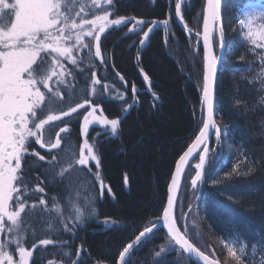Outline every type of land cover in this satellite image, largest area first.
Wrapping results in <instances>:
<instances>
[{"label": "snow or ice", "instance_id": "snow-or-ice-1", "mask_svg": "<svg viewBox=\"0 0 264 264\" xmlns=\"http://www.w3.org/2000/svg\"><path fill=\"white\" fill-rule=\"evenodd\" d=\"M182 5L190 10V0L187 5L185 0H171L170 12L190 39L194 33L196 44L203 49L202 52L200 47L193 50L194 56H200L202 67L200 107L193 110L194 117L200 115L201 127L170 174L165 202L156 217L159 223L149 222L148 226L142 227L119 252L118 264H132L135 252L153 239L165 241L152 252L154 264H180L183 254L197 257V264H229V261L232 264H264V233L256 232V239L251 242L243 236L222 241L225 250L222 260L214 250L210 249L206 254L197 247L190 239L188 225L178 223L186 220L184 205L180 203L182 197L188 189L195 195L206 183L205 164L210 158H216L215 148L210 145L223 146L222 130L215 115L217 49L221 54L227 51L222 0H204L199 14L202 32L189 27ZM115 11V0H90V4L81 0H0V264H42L40 250L50 251L49 246L70 249V242L75 241L79 231L97 219L96 202L103 199L105 192L115 198L112 188L101 176L100 156L87 137L93 125L102 127L104 135H117L122 120L119 116L109 118L104 114L105 97L121 101L122 112L128 113L139 102L140 90L133 81L130 88L132 102H129L126 98L128 81L116 72L124 90L110 95L109 85L92 71L86 82L88 86L72 100L74 73L84 71L77 58L80 57V63L87 58L92 67L96 61L107 66L101 36L109 29L118 30L124 26L129 33L142 34L138 41L140 47L150 40L149 34L154 30L164 32L166 45L167 34L172 31L168 18L157 23L134 15L114 17ZM238 25L253 48L264 49V12L245 13L238 19ZM68 63L75 67L70 70L66 67ZM138 71L155 107L160 97L152 90V81L144 69L138 67ZM65 117L70 119L65 120ZM73 119L81 121L84 139L82 147L65 165L61 133L69 131L68 125ZM56 121L61 123L54 124ZM95 134L102 133L96 131ZM194 155L198 161L193 162L194 174L185 176V169ZM247 159L245 156L241 163ZM238 169L239 165L226 175L231 177ZM252 171L254 169L248 168L242 174ZM74 176L82 178L79 187L73 185ZM124 184L128 185L127 174ZM61 187L67 197L64 206L55 195L49 194L53 188ZM252 190V187L247 189ZM228 199L233 197L229 195ZM187 210L192 211L190 205ZM102 223L109 228L118 222L105 217ZM161 226L166 228V233L158 237ZM41 227L50 231L41 236L38 233ZM172 252H175L176 260L168 261ZM63 255L68 259L60 260L59 264H85L89 252L79 244L75 251H65ZM45 264L57 262L49 258Z\"/></svg>", "mask_w": 264, "mask_h": 264}, {"label": "trees", "instance_id": "trees-1", "mask_svg": "<svg viewBox=\"0 0 264 264\" xmlns=\"http://www.w3.org/2000/svg\"><path fill=\"white\" fill-rule=\"evenodd\" d=\"M81 2L90 4V0ZM259 2L264 3V0L223 1L227 51L221 54L217 49L219 70L215 102L223 146L210 145V148H215L216 158H210L206 164V183L195 195L188 189L180 201L184 205L186 220L178 223L188 225L190 239L197 247L206 254L210 249L214 250L222 260V252L225 251L222 241L243 236L251 242L256 239V232L264 233V76H261V72H264V49L253 48L238 25L243 8ZM115 3L114 17L134 15L146 21L156 20L157 23L168 18L172 31L167 34L166 45L164 32L154 30L149 34L150 40L140 47L138 41L142 34L129 33L124 26L118 30L109 29L101 36V49L108 61L107 66L96 61L92 67L87 58L83 63H80V57L77 58L84 71L74 73L72 100L88 86L86 82L90 73L95 71L109 85L110 95L124 90L116 72L123 75L128 81L126 98L129 102H132L130 88L134 81L140 90L139 102L128 113H123L121 101L105 97L104 114L109 118L119 116L122 120L121 130L115 136L104 135L105 130L94 126L87 139L100 156L101 176L104 183L112 188L115 198L105 192L103 199L96 202L97 219L90 221L85 230L79 231L75 241L70 242V249L49 246L50 251L40 250L42 264L49 258H54L58 263L62 259L66 261L68 258L63 253L75 251L79 244H83L89 252L85 264H118V255L123 246L131 242L134 235L149 222L159 223L156 217L160 215L161 205L165 202L170 174L179 156L194 142L201 127L199 113L193 116V110L200 107L199 85L202 83L200 56L193 55L194 48L200 47L195 42L194 33L190 39L176 21L170 12L171 0H115ZM185 4H189V0H185ZM203 4L204 0H190V10L182 5L185 21L194 31L202 32L199 14ZM200 51H203L202 47ZM66 67L71 70L75 66L68 63ZM138 67L149 75L152 90L160 97L155 107ZM66 99L69 98L66 96ZM68 127L67 133H61L65 165L83 143L81 121L73 119ZM96 131L102 134L97 136ZM37 150L43 154L38 146ZM245 156L248 159L241 163ZM193 162L198 161L195 158ZM193 162L186 176L194 174ZM237 165L239 169L228 177L226 174ZM248 168L254 171L242 174ZM125 174L128 176L127 186L124 184ZM80 179L73 177L75 187H79ZM217 180L220 182L215 183ZM249 187L253 190L247 191ZM49 194L55 195L62 206L67 205L62 187L53 188ZM229 195L233 197L232 200L228 199ZM189 205L191 212L187 210ZM64 211H68L67 207H64ZM105 217H111L118 223L104 229L101 223ZM46 231L50 230L44 227L38 229L41 236ZM165 233L161 229L157 236L163 237ZM164 243L163 239L151 240L135 252L132 264H154L152 252L157 245ZM167 259L175 261V252ZM180 264L195 263L183 254ZM229 264L232 262L229 261Z\"/></svg>", "mask_w": 264, "mask_h": 264}, {"label": "rangeland", "instance_id": "rangeland-1", "mask_svg": "<svg viewBox=\"0 0 264 264\" xmlns=\"http://www.w3.org/2000/svg\"><path fill=\"white\" fill-rule=\"evenodd\" d=\"M251 12H264V3H262V2H259V3H256V4H254V5H249V6H247V7H245V8H243V10H242V16L245 14V13H251ZM57 122V121H56ZM94 126H96V125H93V126H91L90 127V129L92 128V127H94ZM98 127H100V126H98ZM102 128V127H101ZM103 129V128H102ZM104 130V129H103ZM90 131V130H89ZM83 137V136H82ZM83 139H84V137H83ZM82 147V146H81ZM102 224V226H103V228L104 229H107V228H105V226L103 225V223H101ZM112 227V226H111ZM110 228V227H109ZM57 264H59L58 262H57Z\"/></svg>", "mask_w": 264, "mask_h": 264}, {"label": "water", "instance_id": "water-1", "mask_svg": "<svg viewBox=\"0 0 264 264\" xmlns=\"http://www.w3.org/2000/svg\"><path fill=\"white\" fill-rule=\"evenodd\" d=\"M223 1H224V0H222V11H223ZM218 70H219V59H218ZM217 76H218V71H217ZM215 102H216V94H215ZM196 155H198V153H197ZM196 155H194V156L190 159V161H189V167H190V165L192 164V162L195 160ZM206 164H207V162H206ZM206 164H205V168H206ZM189 167L185 169V176H186V173H187ZM182 185H183V181H182V184H181V188H182ZM161 229H163V230L166 232V228H164L163 226H161ZM184 255H185L188 259H190L193 263L197 264V261H198V258H197V257H195V256L188 257L186 254H184ZM201 264H202V262H201Z\"/></svg>", "mask_w": 264, "mask_h": 264}]
</instances>
